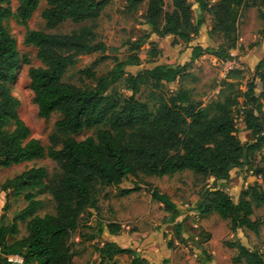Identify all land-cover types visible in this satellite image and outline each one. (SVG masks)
I'll list each match as a JSON object with an SVG mask.
<instances>
[{
  "label": "trees",
  "instance_id": "obj_1",
  "mask_svg": "<svg viewBox=\"0 0 264 264\" xmlns=\"http://www.w3.org/2000/svg\"><path fill=\"white\" fill-rule=\"evenodd\" d=\"M130 11L137 10L144 0H125ZM110 0H47L48 6L41 15L50 29L65 22L86 23L69 33H49L28 29L24 43L38 49L39 66L28 70L30 87L34 93L39 115L44 118L58 112L56 132L66 136L58 141L54 134L53 146L47 149L40 139L33 137L30 127L19 115L20 101L12 93L11 83L19 66L20 54L15 37L6 22L14 18L27 26L38 9L40 0H19L12 8V0H0V165L9 167L22 162L49 156L59 165L49 178L44 166H32L8 178L2 185L4 192L23 195L27 205L15 214L11 221L0 216V264H12L7 255L19 254L23 264H71L74 252L70 238L79 226L82 214L97 206L101 191L119 187L139 173L154 176L173 175L191 170L203 176H211L215 182L227 181L235 168L246 169L264 179V88L256 91L258 83L250 81L247 89H236L234 79L242 70L233 68L222 80L221 96L203 106L194 99L192 90L179 87L166 90V83L181 79L186 64L157 63L151 68L136 72L128 66L140 65V51L149 44L147 51L152 61L161 55V47L152 34L158 37L173 35L172 45L182 43L191 49V61L204 54L219 60H234L233 50L241 49L239 22L246 7H256L264 22V0H196L199 19L194 23L192 0H172V11H165L164 0H148L142 16L150 31L136 40L127 42L126 58L114 59L113 67L97 76L93 67L107 59L109 46L97 39L95 20ZM206 11L213 16V26L208 35L218 34L217 47L193 43L200 32ZM264 36V27L260 30ZM250 44V48L258 45ZM99 53L92 67L81 70L94 81L86 87L63 80L66 71L74 66L81 55ZM255 73L264 85V57ZM122 82L128 95L121 94L116 84ZM143 85L152 91H160L151 106L137 98ZM156 94V93H155ZM241 105L242 120L250 131L252 141L243 143L238 136L239 116L234 107ZM95 129L96 135L78 140L74 135L87 129ZM61 144L59 148L56 145ZM258 155L260 158L258 159ZM49 189L55 200V213H37L42 200L36 192ZM137 187L125 188V193ZM152 197L170 211V222L181 233L182 222L175 202L157 190ZM264 204V190L258 182L249 184L240 193L238 201L219 185L205 189L197 208L205 213H218L228 219L230 229L251 230L259 234L263 219H253L254 208ZM26 222L27 234L10 240L20 232L19 222ZM111 234H118L121 226L109 223ZM170 247L172 246L171 242ZM235 247L234 264H264V254L247 247L239 240L228 241ZM100 264L114 261L118 254H130V264H149L148 258L138 249L123 247L114 240L106 241L99 248ZM162 264H169L165 257Z\"/></svg>",
  "mask_w": 264,
  "mask_h": 264
},
{
  "label": "rangeland",
  "instance_id": "obj_2",
  "mask_svg": "<svg viewBox=\"0 0 264 264\" xmlns=\"http://www.w3.org/2000/svg\"><path fill=\"white\" fill-rule=\"evenodd\" d=\"M216 4L218 0H209ZM148 0H144L137 10L130 11L125 0H110L109 4L94 21L97 39L105 42L109 48L105 52L109 55L107 59L99 62L93 69L97 76L107 73L114 65L112 57L118 56L124 59L128 56L127 42L136 40L150 27L145 23L142 16L147 9ZM165 11H172V0H164ZM193 2L194 23L199 19V9L196 0ZM19 0H12V8L15 10ZM48 6L47 0H40L38 9L29 19L28 25L19 24L14 18H10L6 25L17 41L20 54L19 66L11 83L12 93L20 101L19 115L30 127L31 134L41 140L43 145L49 149L53 146L54 134H58V141L66 135L56 132L55 122L60 118L58 112L50 117L44 118L39 115L34 93L30 87L28 70L30 66H39L41 61L37 57L38 49L33 45L24 43V37L28 29H39L49 33H69L82 27L86 23L65 22L56 28L50 29L46 26L41 13ZM205 20L200 27V32L193 43L210 44L217 47L220 43L218 34L209 36V30L213 26V16L204 11ZM264 22L259 16L256 7H246L239 22V43L242 44L240 53H250V44L261 43L260 30ZM159 39L161 55L152 61L147 54L150 48L145 44V49L140 51L142 63L140 65L128 66L127 69L136 72L142 68H151L157 63L187 65L181 79L166 83V90H177L179 87H186L192 90L194 99L199 100L203 106L221 96L222 80L229 70L239 68L242 75L234 79L236 89L246 90V84L250 81L257 82L259 92L264 88L258 75L255 73V64L252 59L246 58L244 62L236 60H219L213 55H203L194 61L187 60L188 48L182 43L172 45L173 35L163 40L152 34V39ZM151 39V40H152ZM157 39H154L157 41ZM255 48V47H254ZM258 48V47H257ZM234 51V50H233ZM190 53V52H189ZM99 53L81 55L74 66L70 67L63 76V80L78 86L86 87L93 83L92 78H87L81 70L92 67ZM261 53L255 51V57L260 58ZM238 57V55H237ZM117 90L124 95L130 94L124 84H116ZM156 93V94H155ZM153 92L149 85H143L137 98L147 101L151 106L156 102L160 91ZM241 105L234 107V113L239 116L237 121L238 136L243 143L252 141L253 137L242 120ZM96 135L95 129H87L74 137L78 140L87 136ZM61 144L56 145L59 148ZM260 158V155L257 157ZM32 166H44L49 172V178L58 171V163L51 157L22 162L9 167L0 165V216L4 215L7 221H11L16 213L27 205L23 195L15 196L4 192L1 185L16 174ZM234 177L226 182H215L211 176H203L191 170H183L173 175L154 176L139 173L134 178L125 180L119 187L105 188L98 197L97 206L81 215L78 228L72 232L70 238L71 250L74 258L71 264H100L99 248L106 241L114 240L123 247H133L143 256H148L149 264H162L167 257L169 264H234L232 258L237 254L235 247L227 245L228 241L239 240L247 247L258 250L264 254V223L261 225L260 233L257 235L251 230L239 229L236 233L230 229L228 219H223L218 213H205L197 208L201 195L207 187L219 185L225 189L231 197L238 201L240 193L249 184L258 182L264 190V179L252 172L238 170ZM242 179L244 182H242ZM137 187L135 191L125 193V188ZM154 190L167 194L176 204L180 216L176 221L182 222L181 233L170 222V211H166L164 205L152 197ZM36 198L42 200V205L37 213H55V200L49 189L36 192ZM253 219H263L264 204L255 207ZM115 222L121 226L118 234H111L108 224ZM20 232L10 240L21 238L27 234L26 222H19ZM172 246L170 247V243ZM130 254H118L114 261H105L103 264H130ZM245 264V263H242Z\"/></svg>",
  "mask_w": 264,
  "mask_h": 264
},
{
  "label": "crops",
  "instance_id": "obj_3",
  "mask_svg": "<svg viewBox=\"0 0 264 264\" xmlns=\"http://www.w3.org/2000/svg\"><path fill=\"white\" fill-rule=\"evenodd\" d=\"M167 37H169V35H167L166 36V38ZM158 38H161L162 40L165 38V37H158ZM154 39H157V38H153L152 40H154ZM159 41V39H157V42ZM241 44V43H240ZM202 46H204V47H206V46H212V45H210V44H207V45H204V44H201ZM241 46H242V44H241ZM214 47V46H213ZM258 47V48H257ZM188 50H189V52L187 53V60L188 61H191V49L190 48H188ZM255 51H257V52H259V53H261L262 54V56L259 58H256L255 57ZM232 53L234 54V55H238V57L236 58V59H234L235 61V63H237V59L240 61V62H244L245 61V59L246 58H249V59H252L253 60V62H254V64L256 65L257 64V62L261 59V58H263L264 57V36L262 37V40H261V43H260V45L258 44V45H256L255 46V48H252L251 50H250V53H248V54H245V55H241V53H240V49L239 48H237V49H235L234 51H232ZM204 55H206V54H204ZM207 55H210V54H207ZM203 56V55H202ZM238 170H241V169H239V168H235L233 171H232V175H231V177L227 180V181H229V180H231V178H233L234 177V175H236V174H234L235 172H237ZM164 176H166V175H164ZM168 176V175H167ZM222 182H226V181H222ZM242 182H244V180L242 179ZM147 258H148V256H146Z\"/></svg>",
  "mask_w": 264,
  "mask_h": 264
},
{
  "label": "built area",
  "instance_id": "obj_4",
  "mask_svg": "<svg viewBox=\"0 0 264 264\" xmlns=\"http://www.w3.org/2000/svg\"><path fill=\"white\" fill-rule=\"evenodd\" d=\"M7 260L12 263V264H23L24 259L21 255L19 254H10L7 255Z\"/></svg>",
  "mask_w": 264,
  "mask_h": 264
}]
</instances>
